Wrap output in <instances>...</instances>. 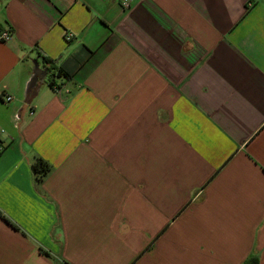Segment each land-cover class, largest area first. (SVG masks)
<instances>
[{
    "label": "crops",
    "instance_id": "crops-1",
    "mask_svg": "<svg viewBox=\"0 0 264 264\" xmlns=\"http://www.w3.org/2000/svg\"><path fill=\"white\" fill-rule=\"evenodd\" d=\"M122 2L0 0V264H264V0Z\"/></svg>",
    "mask_w": 264,
    "mask_h": 264
},
{
    "label": "trees",
    "instance_id": "trees-1",
    "mask_svg": "<svg viewBox=\"0 0 264 264\" xmlns=\"http://www.w3.org/2000/svg\"><path fill=\"white\" fill-rule=\"evenodd\" d=\"M44 59L46 63H52L51 59H48V58H44ZM58 76H64V77L69 78L71 75L63 71V69L61 68L58 72ZM50 85L52 87L55 85L54 80L50 83ZM50 170H51L50 164L46 162L45 160H43L42 158H36L32 164V171L37 177L36 179L37 182L42 181L43 177H45L49 173ZM59 264H71V263H69L66 260H62ZM242 264H259V258L258 256L248 257L246 260H244Z\"/></svg>",
    "mask_w": 264,
    "mask_h": 264
},
{
    "label": "built area",
    "instance_id": "built-area-1",
    "mask_svg": "<svg viewBox=\"0 0 264 264\" xmlns=\"http://www.w3.org/2000/svg\"><path fill=\"white\" fill-rule=\"evenodd\" d=\"M122 4L125 6V7H129L130 6V0H123ZM68 35H71V34H68ZM11 38V33L10 31H2L0 33V39L4 40V41H7ZM12 99V96H7V100H11Z\"/></svg>",
    "mask_w": 264,
    "mask_h": 264
},
{
    "label": "water",
    "instance_id": "water-1",
    "mask_svg": "<svg viewBox=\"0 0 264 264\" xmlns=\"http://www.w3.org/2000/svg\"><path fill=\"white\" fill-rule=\"evenodd\" d=\"M33 81H36V78H34ZM30 87H31V86H30Z\"/></svg>",
    "mask_w": 264,
    "mask_h": 264
}]
</instances>
